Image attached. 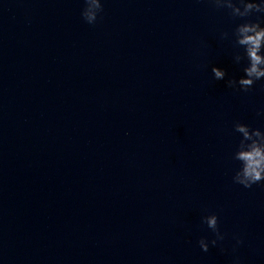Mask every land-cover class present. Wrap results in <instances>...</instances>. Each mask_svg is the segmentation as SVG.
I'll return each mask as SVG.
<instances>
[{"label": "clouds", "instance_id": "obj_1", "mask_svg": "<svg viewBox=\"0 0 264 264\" xmlns=\"http://www.w3.org/2000/svg\"><path fill=\"white\" fill-rule=\"evenodd\" d=\"M217 9H227L233 18H240L244 22L236 25L231 33L234 38L233 46L237 49H243V54L237 51L234 60L239 64L247 59V66L243 67L244 75L238 80L229 79V87L239 86V90L249 91L256 81L264 79V26H261L259 20L253 21L246 19L254 13L264 14V0H211ZM82 9V18L88 24H95L99 14L103 10L101 0H84ZM222 38L229 39L230 34L223 32ZM213 78L223 80L226 77V71L219 67H212ZM234 131L242 133L237 150L233 154V159L240 162V167L235 171L232 177L233 183L242 185L245 188H251L254 184L264 181V132L258 128H252L250 125L236 122ZM203 223L215 233V239L208 241L201 238L198 243L200 248L207 252L209 244L216 246L218 241L224 239V234L219 230L218 216L210 214L203 217ZM242 240L237 238V244ZM239 264V260L234 262Z\"/></svg>", "mask_w": 264, "mask_h": 264}]
</instances>
